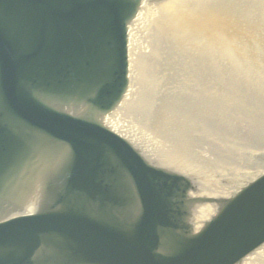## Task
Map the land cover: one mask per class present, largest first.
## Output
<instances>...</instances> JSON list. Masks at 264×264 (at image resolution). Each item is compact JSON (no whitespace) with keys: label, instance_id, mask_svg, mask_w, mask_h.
I'll return each instance as SVG.
<instances>
[{"label":"water","instance_id":"obj_1","mask_svg":"<svg viewBox=\"0 0 264 264\" xmlns=\"http://www.w3.org/2000/svg\"><path fill=\"white\" fill-rule=\"evenodd\" d=\"M259 108L264 0H0V264H263Z\"/></svg>","mask_w":264,"mask_h":264}]
</instances>
